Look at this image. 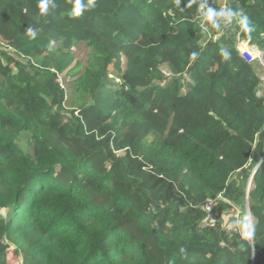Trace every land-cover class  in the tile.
<instances>
[{
	"label": "trees",
	"instance_id": "1",
	"mask_svg": "<svg viewBox=\"0 0 264 264\" xmlns=\"http://www.w3.org/2000/svg\"><path fill=\"white\" fill-rule=\"evenodd\" d=\"M189 2L0 0V264H264L260 80ZM225 7L264 51V0Z\"/></svg>",
	"mask_w": 264,
	"mask_h": 264
},
{
	"label": "clouds",
	"instance_id": "2",
	"mask_svg": "<svg viewBox=\"0 0 264 264\" xmlns=\"http://www.w3.org/2000/svg\"><path fill=\"white\" fill-rule=\"evenodd\" d=\"M192 2H195V0H190L189 4L187 6L191 7ZM49 3H50V0H39L38 11H39L40 15H47ZM175 3L178 7L180 0H175ZM92 4H93V0H88L87 4L82 3V0H72V7H71L68 15L70 17H73V18L80 17L83 14L84 10L86 8L90 7ZM204 6L205 5L203 3H200L198 7L200 9H202V8H204ZM212 18H213V11L211 9H209L206 13V19L211 21ZM241 28L245 31L246 34L250 31L246 27V18L241 21ZM25 34L30 39H35L37 36V31L34 30L33 28L29 27L26 29ZM251 40H252V37L246 35V41H243L240 43L239 49L241 52L247 51L250 56H252L253 58H256L259 55V52L251 50L247 46V42L251 41ZM227 56H228V54H226L225 58H227ZM195 58H196V53H191L190 54V60L194 61ZM229 227H231V225H229ZM253 234H254V227L252 225L250 226L247 223L240 229V236L242 239H250L253 236Z\"/></svg>",
	"mask_w": 264,
	"mask_h": 264
},
{
	"label": "crops",
	"instance_id": "3",
	"mask_svg": "<svg viewBox=\"0 0 264 264\" xmlns=\"http://www.w3.org/2000/svg\"><path fill=\"white\" fill-rule=\"evenodd\" d=\"M226 0H215V5H214V13H218L219 16L221 17V22L224 24L225 27V35H230L232 39H234V43L236 46V49L240 51L239 45L243 40L240 39L239 34L236 31L232 30L234 22L232 21L231 16L226 12ZM248 48L251 50H257L252 46H249L247 44ZM263 61H264V56H263ZM252 68L256 74V76L259 78L260 83L257 89V95L260 97L264 98V65L260 63L257 59L253 60L251 62Z\"/></svg>",
	"mask_w": 264,
	"mask_h": 264
},
{
	"label": "rangeland",
	"instance_id": "4",
	"mask_svg": "<svg viewBox=\"0 0 264 264\" xmlns=\"http://www.w3.org/2000/svg\"><path fill=\"white\" fill-rule=\"evenodd\" d=\"M91 51H92L91 48L87 47L85 44H82V43H78L73 46L72 52L76 55L77 62L80 63L79 72L83 70L85 66L86 58L90 54ZM70 80H71V77L66 73H63L62 75L58 77V83L64 88L68 87V83L70 82ZM66 107L68 106L66 105ZM232 214L234 215L233 212H226V213L224 212L219 216V214L212 212V215L209 216L208 221L211 223L221 217L223 218V220L226 221V223H228V226L229 225L233 226L235 223V219L233 218ZM10 261L14 262L15 264H20L19 263L20 259L16 258L12 253H10Z\"/></svg>",
	"mask_w": 264,
	"mask_h": 264
},
{
	"label": "built area",
	"instance_id": "5",
	"mask_svg": "<svg viewBox=\"0 0 264 264\" xmlns=\"http://www.w3.org/2000/svg\"><path fill=\"white\" fill-rule=\"evenodd\" d=\"M201 3L205 5L204 8L202 9L199 8V12L202 16L201 25L204 26L207 22L205 15L209 9H212L214 7L215 0H201ZM254 51L259 52V55L256 58L250 56L247 51L244 52L239 51V54L246 62H252L253 60L257 59L258 61H260V63L264 65V61H263L264 51H258V50H254ZM213 205H214V201H209L205 206H203V210L205 211V213L210 214L212 212ZM232 227H234V225Z\"/></svg>",
	"mask_w": 264,
	"mask_h": 264
}]
</instances>
